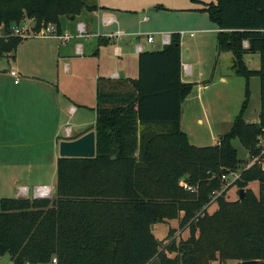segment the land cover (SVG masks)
I'll use <instances>...</instances> for the list:
<instances>
[{
	"label": "trees",
	"instance_id": "trees-1",
	"mask_svg": "<svg viewBox=\"0 0 264 264\" xmlns=\"http://www.w3.org/2000/svg\"><path fill=\"white\" fill-rule=\"evenodd\" d=\"M90 2L0 0V25L5 35L24 19L61 31L63 19L95 10ZM200 11L218 29L217 53H231L233 75L258 78L259 122L243 120L246 90L216 144H190L180 112L193 84L181 82L180 38L171 35L162 50L138 55L136 79L97 80L95 157L58 158L54 197L0 198V257L7 254L12 264H264V169L253 165L240 173L230 186L245 195L234 202L225 200L222 180L246 164L232 141L255 155L264 128V0H215ZM22 41L0 38V56ZM247 54L259 56L258 70L248 69ZM252 182L257 195L248 188ZM213 203L217 209L208 215ZM172 221L187 227L189 237L161 249L152 228ZM173 233L169 229L165 240Z\"/></svg>",
	"mask_w": 264,
	"mask_h": 264
},
{
	"label": "crops",
	"instance_id": "crops-1",
	"mask_svg": "<svg viewBox=\"0 0 264 264\" xmlns=\"http://www.w3.org/2000/svg\"><path fill=\"white\" fill-rule=\"evenodd\" d=\"M163 1L170 2L172 0H91L89 6L95 7V10H83L73 20L70 18L68 20L63 19L60 27L62 32L73 35L76 33L77 24H82L85 31L91 35L87 39L74 40L67 45H61L54 39H25L18 45L14 53L2 55L12 58L13 62H11L9 72L11 70L17 71L19 80L18 83H14V78L10 76L9 72L0 74V76L4 75L11 79L13 84L11 93L6 87L3 88L0 85V145L16 149L20 145L19 142L26 137L31 140L51 142L56 176V162L59 157L55 139L69 136L74 131L73 126L79 127L75 131H81L95 124L97 80L99 78L136 79L140 53L135 52V44L141 45L142 52L160 51L165 46L162 42V34L179 35L181 82L193 84L190 94L181 104L180 127L184 132L182 120L185 104H194L196 100L199 101L209 84H202L204 82H201L203 76L198 72L192 75L191 66L183 62L184 59L190 57V51L187 47L185 48L182 40L184 32L181 31L180 34L176 32L178 31L176 28L165 30L159 23L164 20L160 19L158 12L170 9L166 4H162ZM188 2L190 4L185 10L199 12L205 5L213 3V1L207 0H188ZM146 10L150 12L151 16L144 14ZM173 10L180 11L181 9L175 8ZM139 11L142 13L138 16ZM169 21L178 22L180 20L169 17ZM168 25L172 26V23ZM142 28H144V32L141 31ZM209 30H215L216 34L218 31L217 27ZM115 31L123 33L124 37L121 40L106 38L108 34ZM166 32H172V34H165ZM140 33H146V35ZM96 34L99 37H96ZM138 35L141 36L136 39ZM148 35L152 36V43H147L146 37ZM142 36L145 37L143 41H141ZM100 39L104 42L99 43ZM26 41L40 42L24 43ZM78 43L82 46V55L75 53V46ZM244 46L247 47V44L245 43ZM117 50H119V54ZM183 50H185V57L182 56ZM20 53L21 59L18 58ZM214 55L218 58L221 54L214 51ZM228 56L231 69L232 57ZM185 65L188 67L187 72L190 73L188 76L185 75ZM185 76L194 77V80H185ZM232 76H234L232 72L227 75L221 74L220 80L227 83L228 79L233 78ZM79 110H87L94 116L91 120H77L69 126V120L74 119ZM28 117H30L28 123H32L30 130H26L22 126ZM67 129L70 130L69 134ZM62 130H64V134H61ZM32 143L37 142L32 141ZM19 154H13L8 162L21 163V154ZM33 157L36 158V156ZM0 161L6 162V158L0 159ZM17 179L14 180L18 181ZM18 187L28 189L24 184L17 185L16 195L13 198L21 197L17 191ZM50 189L52 195L55 185Z\"/></svg>",
	"mask_w": 264,
	"mask_h": 264
},
{
	"label": "rangeland",
	"instance_id": "rangeland-1",
	"mask_svg": "<svg viewBox=\"0 0 264 264\" xmlns=\"http://www.w3.org/2000/svg\"><path fill=\"white\" fill-rule=\"evenodd\" d=\"M215 1V0H207ZM162 4L170 9L163 12H158L160 19L164 21H158L162 28L167 30L168 28H176V32L182 35V40L185 48L190 51V57L184 59V63L191 66L192 75L194 73H200L203 77L202 84H209L208 89L203 91L202 98L196 100L194 104L186 103L183 112V127L184 132L187 135L189 143L196 147H206L216 144L218 138L226 134L235 119L240 112L243 102L245 100V92H248V100L243 111V120L247 123L259 122V80L257 77H251L248 80L243 77L232 76L228 79L227 83L220 80L221 74H230V61L228 60L231 54L220 55L215 57L214 51H216V31L209 29H216V26L209 20L207 14L199 11L185 10L190 4L188 0H172L163 1ZM179 8L180 11H174L173 9ZM142 12H138L141 14ZM147 16H151L147 10L145 13ZM165 17V18H164ZM169 17L179 18L178 22L169 21ZM172 23V26L168 24ZM144 32V28L141 29ZM161 33V32H160ZM146 35V33H140ZM172 34V32L165 33ZM144 36L141 37V41L144 40ZM157 38V36H154ZM40 41H26L24 43H36ZM186 50V49H185ZM21 53L18 54V58L21 59ZM244 61L250 70L259 69V56L257 54H247L244 57ZM12 58L0 56V74L7 73L12 65ZM187 65L184 66L186 76L188 73ZM28 68V67H26ZM30 72L29 70H27ZM185 76V77H186ZM199 77L197 76V79ZM185 80H194V77H186ZM11 81V83H10ZM0 85L3 88H7L9 93L12 92L13 84L12 80L7 76H0ZM83 111V112H81ZM93 113L87 110H79L74 119L69 120V126L74 124L75 121H87L93 118ZM35 117V116H33ZM30 117L24 120L22 126L24 129L30 130L32 123H28ZM79 128V127H77ZM73 126V130H78ZM26 132V131H25ZM39 135L40 133L37 132ZM25 134V133H24ZM64 134V130L61 131ZM26 136V134H25ZM35 141L37 143H32ZM41 141V140H40ZM38 140H31L28 137L24 138L16 147H8L0 145V159H5L6 162L0 161V198H13L16 195L17 185L24 184L28 187V198H33V190L35 186L47 185L51 188L54 187L56 182L55 176V164L51 152V142H43ZM18 143V144H19ZM233 147L237 151V156L240 160L248 163V152L241 146V144L234 140L232 141ZM16 151V152H15ZM2 152L4 153L2 155ZM21 154V163H12L8 160L13 154ZM19 154V155H20ZM33 156H36L33 157ZM244 165L240 166L239 172L243 169ZM234 175L227 176L228 184L223 186V189L227 187L225 200L228 202H234L238 200V189L231 187L230 183L234 179ZM18 178V181L14 179ZM21 180V181H20ZM230 184V185H229ZM229 185V186H228ZM196 190V187L191 186ZM19 188V187H18ZM17 188V190H18ZM256 195L258 194V183L252 182L248 185ZM54 197V193L49 198ZM217 209L215 203L206 208L207 214L212 215ZM173 229L174 233L171 238L165 240L168 230ZM152 233L159 241L160 248L162 249L166 243L172 239L176 242L180 240H186L189 237V229L187 227H179L178 222L172 221L169 224H157L153 226ZM198 233H196L197 235ZM172 258L174 254H169ZM234 261L227 260L216 262L214 264H233ZM0 264H12L9 256L6 254L0 257ZM46 264H53L52 262Z\"/></svg>",
	"mask_w": 264,
	"mask_h": 264
},
{
	"label": "built area",
	"instance_id": "built-area-1",
	"mask_svg": "<svg viewBox=\"0 0 264 264\" xmlns=\"http://www.w3.org/2000/svg\"><path fill=\"white\" fill-rule=\"evenodd\" d=\"M107 23H110V22L107 21ZM3 29H4L3 24H1L0 25V38H6L8 36H12V37H19L23 40L25 39H54L61 45H67V44L72 43V41L74 40L87 39L88 37L91 36L89 33L85 31L84 26L82 24H77L76 33L72 35L67 32L59 31L58 27L52 23H47V24L42 23L39 26H37L36 21L34 19H24L19 25H15V24L11 25L9 28L8 35L4 34ZM140 36L141 35H138L136 39ZM161 36H162L163 44L164 45L169 44L170 36L163 35V34ZM96 37H99V35L96 34ZM123 37H124L123 33L119 31H115L113 33L108 34L106 38L110 40L112 39L121 40ZM146 41L147 43H152L153 41L152 36L148 35L146 37ZM117 52L118 54L120 53L119 50H117ZM135 52L137 54L142 52V47L140 44H137V43L135 44ZM75 53L76 55H82V46L80 43L76 44ZM9 74L12 78H14V83H18L19 75L17 71L11 70ZM68 132H70L69 129H67V133ZM256 149H257V154L255 155L248 154V157H249L248 163L244 165L243 169L240 172L238 171L236 173L229 174V175L235 176L233 181L239 178L240 173L243 170H246L253 165H259L262 169H264V128H263L262 134L257 139ZM222 180L225 181V184H228L227 176H222ZM183 188L188 192L195 191L194 188H192L191 186L187 184H183ZM17 191L21 197H28V189L26 187H19ZM220 194L221 193H218L216 194V196ZM50 195H51V189L50 187H47V186H37L33 190V198H49ZM52 263L55 264L56 260L53 259ZM233 264H237V262H234Z\"/></svg>",
	"mask_w": 264,
	"mask_h": 264
},
{
	"label": "water",
	"instance_id": "water-1",
	"mask_svg": "<svg viewBox=\"0 0 264 264\" xmlns=\"http://www.w3.org/2000/svg\"><path fill=\"white\" fill-rule=\"evenodd\" d=\"M73 20V17H70ZM185 57V50L182 51ZM55 145L58 149L59 158L93 159L96 153L95 147V124L81 131H72L69 136L57 137ZM245 195L243 189L238 190V199ZM237 264H258V261H242Z\"/></svg>",
	"mask_w": 264,
	"mask_h": 264
}]
</instances>
